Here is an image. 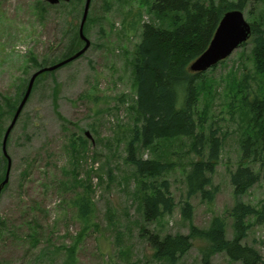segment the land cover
Masks as SVG:
<instances>
[{"label":"rangeland","instance_id":"obj_1","mask_svg":"<svg viewBox=\"0 0 264 264\" xmlns=\"http://www.w3.org/2000/svg\"><path fill=\"white\" fill-rule=\"evenodd\" d=\"M85 1L0 0V183L8 166L3 137L30 77L41 66L61 61L69 48L75 52L85 44L79 36ZM152 1L92 0L84 25L90 48L36 79L7 141L11 169L0 194V264H169L156 258L141 236L143 228L161 237L188 235L193 226L207 230L214 218L223 217L226 235L232 238L233 206L239 201L264 206V178L243 196L234 194L230 182V172L241 163L243 139L254 133V100L264 99V77L256 72L249 41L207 70V82L200 85L197 114L206 123L199 129L208 134L217 128L223 141L213 175L219 186L215 200L205 202L196 195L189 199L192 219L182 216L185 178L198 156L191 137L162 139L139 149V156L171 164L155 179L168 181L175 207L154 222L144 220L139 180L125 161L139 123L135 53L144 23L175 25L174 14L150 10ZM37 3L44 5L42 10ZM244 16L249 23L263 19L264 0L251 3ZM244 164L260 170L258 162ZM83 198L91 202L87 217L73 204ZM247 223L243 243L264 258V224L255 223L254 217ZM192 242L178 264H203L208 243L201 237ZM211 264L243 263L220 252Z\"/></svg>","mask_w":264,"mask_h":264},{"label":"trees","instance_id":"obj_2","mask_svg":"<svg viewBox=\"0 0 264 264\" xmlns=\"http://www.w3.org/2000/svg\"><path fill=\"white\" fill-rule=\"evenodd\" d=\"M254 1L153 0L151 3L150 10L158 15L174 14L175 25L164 28L144 23L135 53V110L139 123L135 124L132 138L127 144L125 161L135 168L146 222H154L165 214H171L175 207L168 181L158 182L155 179L163 177L171 164L139 156V149L149 148L159 140L178 137L193 139L192 151L198 160L185 178L187 200L181 208L185 219L191 220L193 217L194 208L189 202L190 198L200 195L202 201L213 202L219 192V186L213 183V175L220 160L223 141L217 128H211L208 134L199 129L206 123V118L197 114L200 85L206 84L207 71L193 72L190 66L208 48L225 12L233 9L244 12ZM36 7L42 10L44 5L37 3ZM250 24L253 62L256 72L264 77V18ZM77 51L69 48L62 60ZM252 107L254 133L243 139L241 163L230 172V182L236 196L245 195L264 178V99L255 98ZM248 161L258 162L260 170L255 171L245 165ZM73 204L80 206L81 216L89 215V200L77 199ZM230 216L233 218L232 238L226 235L227 222L223 217L214 218L207 230L193 226L188 235L168 234L161 237L145 227L141 230V236L153 247L156 258L169 264H178L192 248L195 237H201L208 243L202 254L203 264H211L212 257L220 252L226 253L230 260L243 264H264L261 253L243 243L250 227L247 223L249 217H254L257 224H264V206L255 208L239 201L230 210ZM1 224L3 221L0 220ZM31 239L35 240V237L31 236ZM66 249L71 255V248Z\"/></svg>","mask_w":264,"mask_h":264},{"label":"water","instance_id":"obj_3","mask_svg":"<svg viewBox=\"0 0 264 264\" xmlns=\"http://www.w3.org/2000/svg\"><path fill=\"white\" fill-rule=\"evenodd\" d=\"M50 4H57L60 2H68L69 0H47ZM92 0H86L83 9V15L79 26V36L82 41H84V46L70 57L52 65L38 69L30 77L26 92L17 107L13 119L5 131L2 151L7 157L8 166L5 179L0 183V194L5 188L6 184L9 182V175L11 169V159L7 154V141L10 133L12 132L17 120L24 109L30 94L33 90L34 83L39 75L44 72L54 71L71 61L76 60L81 57L91 46V41L84 34V25L88 19V14L90 10ZM252 35V26L246 20L244 12L239 9H233L225 12L221 18L218 27L214 33V36L208 46V48L191 64L190 69L193 72H205L214 66L218 65L220 62L227 59L235 50L241 48L245 43L249 41ZM88 137L90 136L87 132Z\"/></svg>","mask_w":264,"mask_h":264}]
</instances>
